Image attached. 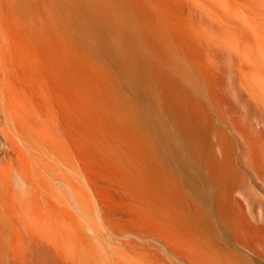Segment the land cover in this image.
Here are the masks:
<instances>
[{
    "label": "rangeland",
    "instance_id": "obj_1",
    "mask_svg": "<svg viewBox=\"0 0 264 264\" xmlns=\"http://www.w3.org/2000/svg\"><path fill=\"white\" fill-rule=\"evenodd\" d=\"M36 1L0 0V264L264 231L229 196L264 177V0Z\"/></svg>",
    "mask_w": 264,
    "mask_h": 264
},
{
    "label": "bare ground",
    "instance_id": "obj_2",
    "mask_svg": "<svg viewBox=\"0 0 264 264\" xmlns=\"http://www.w3.org/2000/svg\"><path fill=\"white\" fill-rule=\"evenodd\" d=\"M38 8L36 0H25ZM69 8L64 12L67 19L74 18L71 9L73 6L85 7L83 0H67ZM62 5L57 3L56 6ZM63 6V5H62ZM82 24L81 19H75ZM252 180L247 182L234 180L229 191V196L233 198L238 195L242 202L236 201V206L240 209L258 206L264 209V201L256 199L247 200V192H259L264 197V177L262 178L256 171L251 174ZM258 211V210H257ZM261 216V215H260ZM264 223V221L262 220ZM193 245L180 247L175 253H170L172 264H264V231L254 234L242 230L229 231L219 236L213 232H197L192 236Z\"/></svg>",
    "mask_w": 264,
    "mask_h": 264
}]
</instances>
